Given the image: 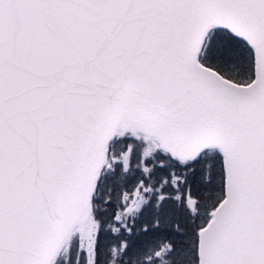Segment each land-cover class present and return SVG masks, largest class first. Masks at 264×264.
<instances>
[{
    "label": "snow or ice",
    "instance_id": "1",
    "mask_svg": "<svg viewBox=\"0 0 264 264\" xmlns=\"http://www.w3.org/2000/svg\"><path fill=\"white\" fill-rule=\"evenodd\" d=\"M0 264H264V0H0Z\"/></svg>",
    "mask_w": 264,
    "mask_h": 264
},
{
    "label": "trees",
    "instance_id": "2",
    "mask_svg": "<svg viewBox=\"0 0 264 264\" xmlns=\"http://www.w3.org/2000/svg\"><path fill=\"white\" fill-rule=\"evenodd\" d=\"M168 231H170L169 229H163L162 230V232H164V233H167ZM140 233H139V230L137 231V235H139Z\"/></svg>",
    "mask_w": 264,
    "mask_h": 264
}]
</instances>
